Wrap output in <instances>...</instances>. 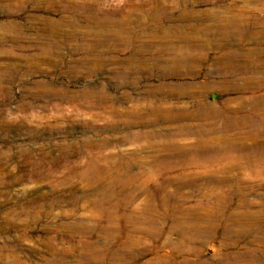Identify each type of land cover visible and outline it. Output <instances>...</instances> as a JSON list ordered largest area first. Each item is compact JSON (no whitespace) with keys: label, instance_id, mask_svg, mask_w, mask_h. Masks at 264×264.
<instances>
[{"label":"rangeland","instance_id":"374dc122","mask_svg":"<svg viewBox=\"0 0 264 264\" xmlns=\"http://www.w3.org/2000/svg\"><path fill=\"white\" fill-rule=\"evenodd\" d=\"M0 264H264V0H0Z\"/></svg>","mask_w":264,"mask_h":264},{"label":"bare ground","instance_id":"6f19581e","mask_svg":"<svg viewBox=\"0 0 264 264\" xmlns=\"http://www.w3.org/2000/svg\"><path fill=\"white\" fill-rule=\"evenodd\" d=\"M209 155H210V154H209ZM206 156H207V155H206ZM203 159H204V158H203ZM91 170H92L93 173L95 174L96 168L94 169V167H91ZM108 194H109V190H108ZM108 194H107V195H108ZM102 195L105 196L104 194H102ZM107 195H106V196H107Z\"/></svg>","mask_w":264,"mask_h":264}]
</instances>
